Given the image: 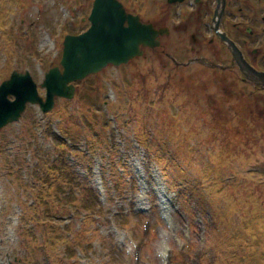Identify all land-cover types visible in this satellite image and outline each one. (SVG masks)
Wrapping results in <instances>:
<instances>
[{
  "label": "rangeland",
  "instance_id": "1",
  "mask_svg": "<svg viewBox=\"0 0 264 264\" xmlns=\"http://www.w3.org/2000/svg\"><path fill=\"white\" fill-rule=\"evenodd\" d=\"M93 1L0 0V84L14 70H28L35 81L41 83L44 72L59 65L65 36L73 33L71 31L82 32L88 28ZM122 1L126 2L130 12L142 13L146 21L166 22L168 5L160 0ZM253 14V22L245 23H249V28L260 29L262 22L255 12ZM241 32L240 37L249 40L250 49L258 46L256 31L252 38L247 37V30ZM189 33L192 32L174 30L171 39L163 40L165 44L173 45L175 37H180V44H175L177 47L167 48V53L179 62H186L188 57H192L186 38ZM200 50L201 56H205L204 49ZM157 53L147 51L145 57L137 58L128 65L107 66L100 74L80 83L75 100L59 103L55 116L43 115L37 107H28L18 123L8 126L0 134V264H29V260L25 259L31 253V260L35 264H43L40 253L44 244L42 233L44 239L49 238H46L42 227L32 226H38L36 217L53 213L46 210V204L38 203L40 192L44 194L46 189L36 191L33 184L39 185L40 180L32 182V176L35 171L40 172L37 168L43 167L45 159L59 154L55 151L58 140L50 135L52 131L56 136L54 131L58 129L59 119L67 128L73 125L69 134L72 140L68 137L67 141L69 146H76L79 161L89 168L102 166L105 169L104 178L114 198L113 206H98L95 203L93 206L98 208L89 213L83 208L88 195L81 192L94 187L92 181L86 182L85 186L82 185L84 181L79 180L80 185L75 188L66 185L61 188L58 182L52 195V187L49 188L50 195L46 197L51 200L54 213L58 215V223L64 224L63 228L60 227L63 238L71 239L66 233L74 232L75 227L77 231L73 239L83 240L81 244L79 240L72 242L71 251L76 254L75 257L66 255L59 261L53 260L51 264H163L162 254H167L170 264H209V258L215 264H264V248H243L250 239H245L243 246L239 245L243 242L241 239L232 243V239H225L228 231L217 239L221 234L216 230L218 226L221 227V223L216 221L219 203L214 204L212 200L216 198L218 202L219 197L215 192L219 188L213 192L200 184V180L205 185L211 182L213 186L218 181H226L225 188L221 190L227 192L222 195L224 206L230 202L228 195L237 199V205L244 203L249 208L258 202L264 206V138L257 143L249 142L246 137L249 131L242 130L246 126L234 111L226 114V117L232 116L231 122L220 121L223 115L220 111L217 113L212 99L216 94L215 88L203 91V95L211 99L200 97L202 91L198 87L205 79L200 77L214 71H206L198 65L187 69L176 68L163 50ZM36 59L42 60L43 71L35 68ZM216 74L224 75L221 72ZM238 84L246 89L247 95L251 92L249 85L241 81ZM114 95V99H111ZM106 100H109L107 109L101 106ZM175 107L183 108V118L188 119L189 125L180 121ZM226 109L229 110V107ZM114 116L120 120L118 124L112 120ZM258 120L261 123V117ZM228 123H232L230 131L219 129V124ZM184 124L187 127L185 125L181 126L184 129L175 130V126ZM256 131V134L264 135V130ZM231 132L233 143L230 149L226 142ZM112 133L116 137L120 134L130 147H134L132 135L138 133L144 147L149 148L146 162L150 153L156 156L152 163L156 164L155 169L165 181L162 170L166 166H170L166 173L171 178H178L182 171L185 172L183 178H186L190 188L186 199L190 204L187 210L181 205L179 207L190 215L188 221H181L179 216L174 219L171 235L164 223L154 219V214L134 217L131 213L133 209L128 195L134 196L132 193L137 189L134 182L136 173L129 162L131 159L126 162L128 157L125 154L133 157L137 151L125 150L114 144L115 141L111 145L107 141ZM81 149L86 152L82 153ZM191 158L193 162L188 167L186 164ZM157 164L161 165L158 167ZM144 169L148 171V167ZM256 169L259 173L254 176L255 180L247 179L246 173ZM192 173L195 175H189ZM110 175L123 179L121 182L127 186L125 192L114 185L109 179ZM218 175L220 178L216 181ZM229 176L235 178L229 182ZM194 179L197 184L193 182ZM205 189L209 191L208 196ZM121 199L125 201L123 210L119 208ZM246 211L243 216V209H238L236 218L239 222L248 219ZM200 212H203L208 227L207 239H200ZM233 212L232 207L228 206L227 217L233 219ZM53 217L51 223L55 224L56 218ZM220 218L222 222L225 221L221 211ZM44 221L48 219L41 218L40 223H48ZM125 232H129L130 236ZM125 235L127 239H133L132 243H141L140 262L137 263L133 251H130L132 243L122 244ZM50 237L53 238V234L50 233ZM240 237L237 235V238ZM74 244H77V249H74ZM49 247L54 249L51 245ZM51 249L48 251L51 252Z\"/></svg>",
  "mask_w": 264,
  "mask_h": 264
},
{
  "label": "water",
  "instance_id": "2",
  "mask_svg": "<svg viewBox=\"0 0 264 264\" xmlns=\"http://www.w3.org/2000/svg\"><path fill=\"white\" fill-rule=\"evenodd\" d=\"M98 2L91 30L83 36L70 37L66 42L62 61L64 74L55 69L47 75L46 82L50 86L47 103L37 97L29 74L21 76L14 73L12 80L1 86L0 99L5 100L6 94L14 91L18 100L14 105L0 102V127L8 121L17 120L27 102H38L46 110L52 106L55 95L72 97L73 88L67 87L68 82L98 71L108 61L116 64L125 62L138 51L141 43H146L144 28L140 31L141 28L132 20L128 28L124 27V20L129 17L124 15L121 5L115 0Z\"/></svg>",
  "mask_w": 264,
  "mask_h": 264
},
{
  "label": "flooded vegetation",
  "instance_id": "3",
  "mask_svg": "<svg viewBox=\"0 0 264 264\" xmlns=\"http://www.w3.org/2000/svg\"><path fill=\"white\" fill-rule=\"evenodd\" d=\"M221 24V22H220ZM228 37L233 39L235 42H237L232 30L230 33H227ZM219 39V38H218ZM244 48V49H243ZM228 49V48H227ZM242 52L244 54V57L247 59V61L249 60L251 62V64L259 71H264V51H260V50H248L245 49V47H241ZM249 54H253L254 56L251 57ZM228 55L230 56V58L228 59L227 57L225 58L224 62H228L230 61V65H231V70L233 68H237V64L236 62H234V59L232 57V54L228 51ZM250 56V57H249Z\"/></svg>",
  "mask_w": 264,
  "mask_h": 264
}]
</instances>
